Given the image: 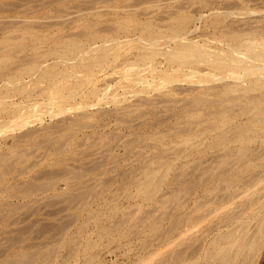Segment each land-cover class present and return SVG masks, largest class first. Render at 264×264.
<instances>
[{
	"label": "rangeland",
	"instance_id": "374dc122",
	"mask_svg": "<svg viewBox=\"0 0 264 264\" xmlns=\"http://www.w3.org/2000/svg\"><path fill=\"white\" fill-rule=\"evenodd\" d=\"M229 10L237 13L228 15ZM182 14L195 18L192 28H199L189 35L198 40L220 35L228 25L255 23L258 32L264 31V0H0V89L34 62L43 70L65 66V58L53 50L62 48L57 42L91 40L94 47L119 48L109 68L70 77L76 82L88 75L92 82L78 86L82 93L67 101L49 80H39L43 70L27 75L24 84L33 90L34 100L24 103L29 105L25 111L33 113L27 110L29 117L19 123L0 117V264H136L142 243L156 237L135 235L145 219L165 217L155 225L167 229L189 213L199 220L181 235L183 246L200 242L198 235L210 244L241 226L237 234L242 239L228 262L216 254L233 242L224 237L218 247L194 253V264H264V230L258 232L264 217V130L254 125L258 133L234 140L236 125L251 123L240 114L246 100L239 103L234 92L223 94L225 81L211 75L149 71L165 60L163 54L137 64L140 53L154 50L141 39L142 28L148 24L164 32L159 43L168 50L162 36ZM219 19L227 25L214 26ZM77 61L72 56L68 63ZM201 66L207 71L208 65ZM166 74L171 77L164 81ZM93 85H99V95L86 97ZM0 106L1 116V99ZM154 170L165 171L160 184L153 179ZM126 231L129 235L123 237ZM253 240L256 247H251ZM162 253L152 264L166 257L169 248Z\"/></svg>",
	"mask_w": 264,
	"mask_h": 264
},
{
	"label": "bare ground",
	"instance_id": "6f19581e",
	"mask_svg": "<svg viewBox=\"0 0 264 264\" xmlns=\"http://www.w3.org/2000/svg\"><path fill=\"white\" fill-rule=\"evenodd\" d=\"M247 9H249V8H247ZM255 11H257V10H255ZM250 12H251V10H250ZM226 13L228 15H231V14H236L237 11L236 10L235 11H230L229 10V11H226ZM227 14H226V16H227ZM203 16L204 15L202 14V16L197 17V19H202ZM194 20H195V18L192 15H190V14H182L181 16L176 17L173 20V22L170 25L169 31H167L166 35L162 36V38L164 37V38L168 39V42L165 44L166 46H169L170 47V49H168V50H164L165 47L163 48V44L159 43L160 42V39H161V34H163L164 32H160V31L154 30L148 24L146 26H144V28H142L141 39H143V40L146 39V41L148 40V43H149L148 46L151 47V48H154V50L151 51V52H143V53H140L138 55L137 64L138 63H146L147 61H150L152 58H154L157 54H163V55H165V60H163V61L160 62V66L158 65V66L149 67V71L150 70L157 71V69H159V70H162V71L165 70L167 72H169L170 70H174V72H175V70H179V71L181 70V71H184L188 75H193L195 73H197V74L198 73H202L205 76L206 75H208V76H210V75L211 76H214V79L215 80L216 79L217 80H221V81L224 80L225 82L222 84V93L226 95V94H230V92H234V94H235V97L234 98L239 99L240 100V102L238 101L239 103H241L242 100H246L245 102H247V104L246 105H243V106L241 105L240 114L242 115V117L246 116V118L245 117L244 118L247 119V122H251L250 124L248 123L249 125L248 124H238V125L235 124L236 125L235 128L238 130V132L235 131V137L233 136L234 137V140L235 141L236 140H242V139H244L246 137L245 135L249 134L250 132H255L254 134L258 133V129H257L258 127L257 128L255 127V129H254V125L255 126L261 125L259 127V129L260 130H264V117L263 118H258L257 117V116H259V114L264 115V107H263V105H264V31L262 30L263 32H258L259 29H257V26L256 27H253V26L256 25L255 23L253 25L251 24L252 26L250 25V23H248L246 26L250 25V27L249 26L248 27L245 26L246 28H238L239 26L236 28V27H233V26L230 27L228 25L227 26L228 28L226 27L227 29H225L224 26L227 25V24H225L222 19L221 20L219 19L222 23L220 22L218 24L219 21H217V23H213V25L215 24L214 26H216V25L219 26L221 24L222 25L225 24V25H223L224 28H221L220 29L221 30V34L220 35H217V34L213 33L214 35L212 34V35L208 36L207 38H205L204 40H198V39H196V36L190 37V35H189L190 33L194 32L196 29L199 28V26L197 24H194L195 25V28H192L193 27L192 23L194 22ZM30 24H32V23H30ZM41 24L43 25V23H41ZM32 25H34V24H32ZM244 25H241V26H244ZM218 26H216V27H218ZM260 27H262V26H260ZM254 28H256V29H254ZM26 33H28V32H26ZM21 36H23V35H21ZM191 36H192V34H191ZM109 38L111 39V37H109ZM213 41H216L218 44L212 45L211 43ZM110 42H113V41H110ZM58 43L62 45V48L59 46V48H61V49H53V48L52 49L55 50V53L59 55L58 57L61 56L62 58H65L64 60L67 61V64L65 66H63V67H59L58 66L57 67L56 65L53 64L54 66H52L51 68H47V69L44 68V70H43L42 64H39V63L36 64L34 62L30 66H28L26 68H23V69L21 68V70L17 73V75H15V77H13V78H11L9 80H6L5 79L6 82L3 85V88L0 89L1 104L4 105V107H3L4 109L2 111L3 113L0 116V117H2V122H6V123L7 122H10V123L11 122H14V123H17L18 122L19 123L21 119L23 120V118L26 117V115H28L29 113H33V112L29 111V109H27L29 113L26 112L27 110L25 111V109L29 105L28 104L25 105L24 103H26L28 101L31 102L32 99L34 100L33 90L29 86H27L26 84H24V80H25V77L27 75H32L36 71L43 70L42 73H41V75L39 76V80L40 81L41 80H44V81L45 80H49L50 83H51V87L56 92H62V95H60L62 99L61 98L60 99L63 100V101L64 100L67 101V100L73 99L78 94L82 93L81 90H80V88L78 86H80L81 84L91 83L92 82V79L90 78L91 76L90 77L88 76L90 73H93L97 69H99V71H100V69L107 67L110 64V62L112 60H114L118 56V49L119 48H117L118 47L117 44H114L113 46L104 45L105 43L102 44V45H100V46H97V44H96V46L94 47V45L91 44V40H90V42H87V40L86 41L85 40H83V41L82 40H80V41H75L74 40V41H69L67 43L64 42L65 44L63 42H61V41L60 42H57V44ZM18 45H21V44H18ZM142 45L143 46H147V45H144L143 43H142ZM49 49L51 50V48H49ZM93 50L96 51L94 53L95 55H92L93 53L91 51H93ZM90 52H91V55L85 56L86 54H89ZM72 56H74V58L78 59V61L77 62H72L71 64H69L68 61H69L70 57H72ZM38 58H40V57H38ZM7 60H8V58H7ZM4 61H6V60H4ZM23 63H24V60H23ZM201 64L208 65V68H206L207 71H205V69L203 68L204 66L202 67ZM16 65H17V63H16ZM108 68H109V66H108ZM78 71L79 72L82 71L84 73L86 72V74H88L87 77L84 76L83 79H80V80H78L76 82L70 81V77L73 76ZM4 72H5V70H4ZM137 72H139V71H137ZM137 72H136V75L138 77L139 74H137ZM163 73L164 72H162V74ZM171 73H173V72H171ZM168 74H166L165 76H163L162 79L164 81H165L164 77L166 79H168V78L171 77V74L170 75H168ZM186 74H184V75H186ZM141 76H142V74H141ZM147 76H149V75H147ZM158 76H157V78H158ZM92 77H94V76H92ZM134 77H136V76H134ZM131 78H133V77H131ZM160 78H161V76H160ZM232 78H233V80H228V79H232ZM130 79L128 78V80H130ZM133 79H131V81H129V83L135 84V82H136L137 79L135 80V82H133ZM138 80H139V78H138ZM140 80H143V79H140ZM164 83L165 84L166 83L168 84L170 82L168 81V82H164ZM136 84H138V83L136 82ZM161 84H163V83H161ZM165 84H163V86ZM167 84H166V86H167ZM148 85L149 84L147 83V86ZM88 86H86V87H88ZM98 86L93 85V87L89 89L86 97H91L92 98V95L98 96L99 95V88H100V87L98 88ZM211 86H212V84H211ZM149 87H150V85H149ZM161 87H162V85H161ZM40 89L41 88H39V90ZM145 90H147V87H146ZM181 90H183V89H181ZM173 91H175V88H173ZM176 91H177V89H176ZM202 97H204V96H202ZM94 98H96V97H94ZM100 98H101V96H100ZM38 99H41V98H38ZM196 99L199 100L200 98L199 99L196 98ZM54 101H56V100H54ZM243 104H245V103H243ZM9 105H12V106L11 107H8ZM33 105H35V104H33ZM30 106H32V105H30ZM0 107H2V106H0ZM30 110H32V108ZM36 112H37V116H38V113L40 111L38 112V110H37ZM43 113H44V111H43ZM32 116H33V114H32ZM28 117H29V115H28ZM1 126H0V128H2ZM226 132L227 131H225V133ZM29 134H31V133H29ZM263 135H264V133H263ZM17 137L19 138L20 135L17 136ZM226 137H228V136H225V138ZM225 138L223 140L224 142H223L222 145H224L225 147H227L229 145V142H227L228 139H225ZM247 138H252V137L249 136ZM188 139L189 138L187 137V140ZM22 140H24V139H22ZM17 141H18V139H17ZM17 141H15L13 144L17 143ZM185 141H186V139H185ZM262 141L264 142V138L262 139ZM240 148H242V147H240ZM243 154H241V155H243ZM256 157H257V160H258L260 156H256ZM239 158H241V157H239ZM253 160H254V158H253ZM248 163H250V161H248ZM167 172H168V170H167ZM152 175H153V179L159 178L157 184H160L159 182H161L166 177L165 176V171L164 172H161L160 170H154L153 173H152ZM249 177H251V176H249ZM247 181H248V179H247ZM144 189H145L144 192L145 193L147 192V194L148 195L150 194V196H151V193H148V191L146 190L147 188H144ZM225 195L227 196V193ZM260 196H261V194H260ZM99 212H101V211H99ZM191 214L192 213H189L187 216L185 215V217L183 216V218H180L179 220L177 219L178 221L175 222V223H172V225L169 226L167 229L164 228L162 225H159V226L155 225V223L158 222V221H162L161 223H163V219L165 217L163 219H160L161 217L158 218V217H154L153 216V217H150V218L148 217L147 220L145 219V221L143 222L144 223L143 228L142 229H139L138 232L135 233V235H142V233H144V237H143L144 239L146 237L148 238V236H150L152 234H156V237H155V239L151 238V240L152 239L153 240L150 241V242L149 241L148 242L147 241H144L145 243H142V247H140L141 250L138 253L139 257H138V259L136 261V264H149L150 262L152 264V261H154L155 256L161 255V253L163 252V250L166 249V248H169V252L170 253L166 257L164 256V258H161V260H159V262H157V264H167V263H171V264H194L195 263V260H194L195 255H194V253H196V252L198 253L199 250H201V249L207 250V249L211 248L210 247L211 245L212 246L213 245H216L217 246L218 244H220L221 240L224 237L225 238H229V239H233V242L231 241L232 243H229V244H231V245H228V246H230L229 248H227V249H225V248L220 249L216 254H218L217 256L220 255V258H221L220 261H222V260L223 261L224 260L226 261V258L228 257V255L234 251L233 247L235 246V244L238 241H240V238H241L240 236L241 235L239 236V234H237V233L239 232V229L241 228V226H237V228H235V230L231 231L230 233H228L226 235H222V236H219V237L217 236V238H215L216 237L215 236L214 239L212 238V240L210 241V244H208V242H207L208 241L207 240V237H204L202 239V237L201 236L199 237V235H198V239L199 238L201 239V240L199 239L200 242H198V240L196 241V239H195L194 241L192 240L193 242L191 241V243H188L185 246H183V244L185 242L180 239L181 235L187 232V230L190 228V226H189L190 224L195 223V222H192V221H195V219L199 220L197 217L195 219H193L191 217ZM137 224L139 225L138 222H137ZM137 224H135V225H137ZM112 226H113V224H112ZM130 227H132V226H130ZM248 228H250V227H248ZM82 229H85V228L83 227ZM101 229H102V227L100 228V230ZM105 229H107V228H105ZM117 229H118V227H117ZM126 229H128V228H126ZM262 230H264V217L261 219V221L259 223L258 232L259 231H262ZM105 233H107V232H105ZM245 233H248V232H245ZM121 234H122L123 237L129 235V233H127V231L124 232V233H121ZM131 236L132 237L129 238V242H128L129 244L132 242V239L134 238L133 237V234ZM204 236H205V234H204ZM97 242H99V241H97ZM97 242H96V244H97ZM206 242H207V244H206ZM241 242H242V240H241ZM87 245H89V247H91L90 244H87ZM180 246H183V247L179 248ZM252 246H255V241L254 240L251 242V247ZM220 247H222V246H220ZM239 247H241V245H237V249H239ZM98 250H100V249H98ZM142 251H145V253H140ZM167 251H168V249H167ZM97 252L99 253V251H97ZM128 252H130V251H128ZM200 253H201V251H200ZM233 253H235V252H233ZM206 254H207V251H206ZM214 256H216V255H212V257H214ZM228 260H229V258H227V262H228ZM196 261H198V259ZM227 262H226V264H228Z\"/></svg>",
	"mask_w": 264,
	"mask_h": 264
}]
</instances>
